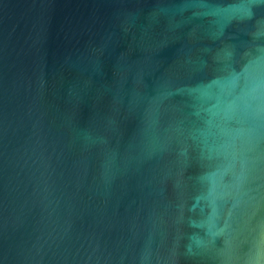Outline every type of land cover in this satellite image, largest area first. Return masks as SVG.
I'll return each mask as SVG.
<instances>
[{"label":"water","instance_id":"95a60500","mask_svg":"<svg viewBox=\"0 0 264 264\" xmlns=\"http://www.w3.org/2000/svg\"><path fill=\"white\" fill-rule=\"evenodd\" d=\"M0 264H264V0H0Z\"/></svg>","mask_w":264,"mask_h":264}]
</instances>
